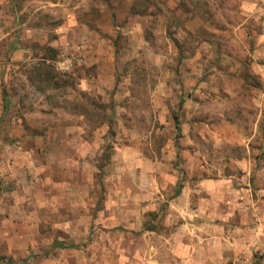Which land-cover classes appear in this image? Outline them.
Segmentation results:
<instances>
[{
  "label": "rangeland",
  "instance_id": "1",
  "mask_svg": "<svg viewBox=\"0 0 264 264\" xmlns=\"http://www.w3.org/2000/svg\"><path fill=\"white\" fill-rule=\"evenodd\" d=\"M70 54L82 62L57 69ZM0 85L7 173L13 151L18 169L34 156L64 164V126L84 128L96 168L73 187L95 195L69 214L82 229L64 230V194L61 206L33 197L30 214L26 198L1 200L13 251L0 264H189L174 250L183 219L169 215L172 197L187 179L228 175L260 205L249 232L264 264V0H0ZM19 175L27 195L51 189Z\"/></svg>",
  "mask_w": 264,
  "mask_h": 264
},
{
  "label": "crops",
  "instance_id": "2",
  "mask_svg": "<svg viewBox=\"0 0 264 264\" xmlns=\"http://www.w3.org/2000/svg\"><path fill=\"white\" fill-rule=\"evenodd\" d=\"M2 107L3 96L0 85V113H3ZM82 132H84L83 127L64 126V139L60 140L64 142V164L57 159H53L52 164L45 163L34 156L36 164L33 163V160H30L27 163L32 166L26 164L18 169L14 164L17 152L9 153V156L13 157L10 170H14V173H7L6 171V160L4 159L6 147L5 143L0 140V183L4 182L10 186L8 189L1 187L0 202L4 198L8 200V202L4 200V204H1L9 206L12 197L17 199L20 197L26 198L28 202L24 201L21 206L26 203L25 210L28 209L30 214L34 211L38 212V207H36L38 205L33 206V211L28 207L33 197L50 198L51 205L61 206L60 203L56 202V199L61 198L64 194V215L68 216L67 218L64 217V230L82 229L83 225L79 227L78 224L69 221V214H73L78 210L82 214L84 211L87 212L88 208L93 206L95 195L92 190L86 193L73 187L83 184L84 180L92 184L94 170H96L92 163L93 153L86 150L85 145L88 140L81 136ZM3 133V129L2 131L0 129V135ZM46 139L48 140V138ZM22 146L27 149H34V145L32 146L30 142H24ZM40 146L42 151L46 148L47 142L43 141ZM12 148L15 149V147ZM230 164L232 167L240 166L243 168L249 164V161L247 158L241 160L231 159ZM28 165L30 166L29 169H27ZM27 172L35 175L37 183L44 180V183L50 185L51 189H33V192L28 191L30 194L27 195V191H22V189L16 187L17 185L20 186L19 181L27 177H20L19 174ZM40 174H42V177ZM55 174H64V182H61V184L55 182L58 181L54 177ZM24 181L29 187L31 186L32 181L25 178ZM236 182L233 175H228V177L225 176L222 179H202L192 188V182L188 179L178 185V194L172 197L171 202L174 210H170L169 215L173 217L180 215L183 219L175 227V230L178 229L179 233L174 234L175 240L178 242L176 244L177 248L174 250L178 252V256L181 257L182 261L189 264L193 262H197V264H229V262H233V264H253V252L256 249L255 246L259 245L250 239L251 234L249 231H254L256 227V223L251 220V216L252 214L256 215L255 206L260 208V205L254 202V199H251L250 188L237 187ZM13 185L15 186L13 187ZM22 186L24 187V185ZM157 198L164 201V193L160 192ZM146 208L151 207L148 204ZM143 210L146 209L143 208ZM156 211L159 210L156 209ZM10 225H12V229H10L13 231L15 228L20 229L17 222L10 223ZM236 230H239L238 234L235 232ZM2 232L0 225V254L12 250H8L3 245L4 236ZM14 235L16 236V234ZM5 239L7 238L5 237ZM15 256L13 255L14 259ZM17 258L16 261L21 260V256Z\"/></svg>",
  "mask_w": 264,
  "mask_h": 264
},
{
  "label": "built area",
  "instance_id": "3",
  "mask_svg": "<svg viewBox=\"0 0 264 264\" xmlns=\"http://www.w3.org/2000/svg\"><path fill=\"white\" fill-rule=\"evenodd\" d=\"M82 62V58L80 56H77L75 54L65 55L63 57H59V59L56 61V67L57 69L68 71L75 64H80Z\"/></svg>",
  "mask_w": 264,
  "mask_h": 264
},
{
  "label": "trees",
  "instance_id": "4",
  "mask_svg": "<svg viewBox=\"0 0 264 264\" xmlns=\"http://www.w3.org/2000/svg\"><path fill=\"white\" fill-rule=\"evenodd\" d=\"M177 193V192H176ZM56 245L57 246H66L64 243H62V242H56Z\"/></svg>",
  "mask_w": 264,
  "mask_h": 264
}]
</instances>
